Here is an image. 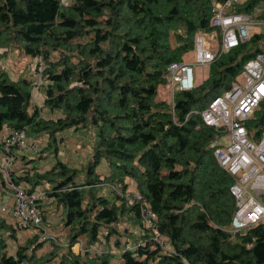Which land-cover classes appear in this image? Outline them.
<instances>
[{"label": "trees", "instance_id": "16d2710c", "mask_svg": "<svg viewBox=\"0 0 264 264\" xmlns=\"http://www.w3.org/2000/svg\"><path fill=\"white\" fill-rule=\"evenodd\" d=\"M217 1L224 0H0V47L14 45L41 59L45 93L39 106L32 94L37 80L0 67V133L13 127L47 135L45 147L71 127H89L94 136L82 172L56 159L46 171L14 175L31 191L51 184L48 196L62 210L68 246L49 238V251L38 255L45 240L36 233L13 253L8 239L17 238L16 228L0 215V264H264V223L230 230L233 177L214 156L217 130L198 113L263 49L262 33L218 54L202 83L176 92L174 107L159 98L167 66L194 48L197 31L215 29ZM258 1L230 10L251 12ZM45 107L58 114L43 116ZM261 115L253 122L254 138L264 127ZM128 179L157 213L170 251L149 245ZM102 181L119 191L102 194ZM123 216L140 229L127 243L117 225ZM37 229L41 235L45 228ZM82 236L85 247L74 251ZM112 236L115 250L93 248Z\"/></svg>", "mask_w": 264, "mask_h": 264}, {"label": "built area", "instance_id": "2783aa9c", "mask_svg": "<svg viewBox=\"0 0 264 264\" xmlns=\"http://www.w3.org/2000/svg\"><path fill=\"white\" fill-rule=\"evenodd\" d=\"M68 3L69 0H61V4ZM235 4L236 0L215 2L211 25L215 28L213 31L219 33L197 31L192 50L194 60H176L167 66L164 75L172 107L178 90H191L199 84L196 79L198 66L209 65L218 54L249 41L256 26L263 23L260 16L264 13V0L251 12L229 11ZM263 100L264 49L257 51L244 63L231 87L213 96L208 105L198 111L203 122L217 130V138L212 143L214 156L220 166L233 177L229 188L236 204L230 229L233 233L264 223V203L260 197L264 194V127L254 138L251 132L256 129L249 126L250 122L256 120ZM40 148L39 137L29 134L24 128L6 127L0 133V184L12 199V203H0V214L12 210L14 223L18 227L33 229L35 232L44 218L39 203L41 195L35 190H28L27 184L15 181L14 173L18 162L17 149L36 154ZM100 184L119 191L115 184L104 181ZM128 197L139 202L141 222L150 233L149 245H159L170 251L165 238L160 234L158 215L143 194L136 190ZM49 238L53 237L44 229L40 239L44 241Z\"/></svg>", "mask_w": 264, "mask_h": 264}, {"label": "rangeland", "instance_id": "374dc122", "mask_svg": "<svg viewBox=\"0 0 264 264\" xmlns=\"http://www.w3.org/2000/svg\"><path fill=\"white\" fill-rule=\"evenodd\" d=\"M193 50V49H192ZM189 51L186 54H184L185 56V60L188 61H192L194 60V53L193 51ZM39 60V61H38ZM0 67L8 69L10 71H13V73H24L30 77H32L34 80H37V85L35 84L33 86L32 89V94H33V99L35 102H37V104H39V106H41L43 104V98L45 93L43 92V90L41 89L40 86L42 83V75L41 72L38 71V69L41 71L42 69V63H41V59H35V58H30L29 56H26L24 53H22L20 51L19 48H17L14 45L9 46L8 48L5 47H0ZM209 72V65H202V66H198L196 68V79L199 81V84L202 83L204 81V79L207 77ZM41 76V78H40ZM159 98H164L167 100H171V94L170 91L168 90L167 86H161L160 88V92H159ZM263 109L261 111H259L257 113V116H260V114H262ZM58 113H52L51 111H49L48 108H44L42 115H46L45 117H50V116H56ZM250 127L254 128V129H258L257 126H255V124H253V122L250 123L249 125ZM74 131L77 132V138L72 137L73 140L70 142L69 139L66 140L65 138H70L69 136H64V137H60L57 134V139L55 141V143H51L49 144V147H45L48 142V136L44 135V136H39V139L41 141V150L40 152L34 154L35 156L39 157V158H43V159H47L48 157H50V155H53L52 150L54 149V152H56V154H60L59 156H62V158L69 163L71 166L70 167H74V164L76 163V165L79 167L78 169L80 170V172L83 171L84 167H86L88 159L90 157L91 154V149H92V145H93V141H94V136H93V132H90V128L89 127H80V129H77L75 127H71L66 129L64 132L65 133H69L72 135L74 134ZM67 133V134H68ZM45 148V149H44ZM51 150V151H50ZM32 155V154H31ZM74 156L77 157V162H74V159H72ZM81 162V163H80ZM104 161H102L101 167L99 170H101L102 175H104V172H106V166L105 163H103ZM45 164V163H43ZM100 166V165H99ZM15 175V173H14ZM83 176V174H82ZM80 179H82V177H80ZM79 179V180H80ZM23 184L25 182H22ZM27 184V183H25ZM28 186V184H27ZM28 187H32V185L30 184ZM27 187V188H28ZM103 189L100 190L102 194L107 195V196H113L116 192V190L111 189V187H109L108 185L102 186ZM29 189V188H28ZM39 190H44V189H39ZM114 192H113V191ZM46 196V194H45ZM47 197V196H46ZM49 199V204H47L49 206L48 208V215L50 216L49 218L53 219H58L54 225H57V231L55 229L54 233L51 232V227L46 226L47 223H45V220L43 218V222L41 223L42 227L45 228L46 232H48V234H50L56 241H59L60 243L63 244V246L66 248L68 246V228H64V225L62 223V210L58 209V206L56 205V203L52 200L53 198H48ZM55 204V205H54ZM47 213V211H46ZM3 215V214H1ZM4 216V215H3ZM8 220L15 226L16 228V234H17V238H9L8 242H9V249L12 250V252L14 253L17 249V245L18 243H24L29 237L33 236L34 234L38 233V235L40 236L39 232H35L33 229H23L18 227L14 222L15 219L12 220L11 217L8 218ZM57 223V224H56ZM118 227L120 228V230H122V232L125 233V231L129 228L130 233H128V235H132V234H138L139 233V228L137 227L136 223H133L132 220H130L128 217L123 216V218L121 219V221L117 224ZM128 227V228H127ZM134 231V232H133ZM126 234V233H125ZM114 238L115 236H112V238L110 240H103L102 244H95L93 246V248H97L98 251L101 250H115V246H114ZM125 243L128 242L127 240V236H125ZM48 240L44 241L43 246L37 250L38 255H42L45 252L49 251V244L47 242ZM86 243V238L85 236H82L79 242H76L73 246L72 249L74 251H77V249L81 248L82 245ZM78 249V250H79ZM58 260V259H57Z\"/></svg>", "mask_w": 264, "mask_h": 264}, {"label": "crops", "instance_id": "0c3cea01", "mask_svg": "<svg viewBox=\"0 0 264 264\" xmlns=\"http://www.w3.org/2000/svg\"><path fill=\"white\" fill-rule=\"evenodd\" d=\"M247 1L248 0H236V5H239V4L241 5V4H243V3L247 2ZM261 1L262 0L258 1V3H260ZM229 11H230V8H229ZM260 20L263 21V23L257 25L255 30H254V32L262 33V41H263V49H264V13L260 16ZM208 33L217 34V33H219V31L215 30V31L208 32ZM184 59H185V56H184ZM44 99H45V95H44V98H43V104H44ZM64 131H62L59 134V136L61 138L64 137V136H69L70 138H68V137L67 138L64 137V138L66 140L69 139L70 142L73 140L72 137L77 138V132L74 131L75 135H72V134H69L68 132H67L68 133L67 134ZM16 154L18 156V162H17V164L15 166L16 167L15 168V176L19 175V174H22L24 171H27V170L46 171V170L50 169L54 165L56 159H61L63 162H65L66 164L71 166L69 163H67L62 158V156H59L60 154H56V153H53V155L52 156L50 155V157H48L47 159L39 158V157L35 156L32 153L23 152V151H20L18 149L16 150ZM72 159H74V162H77V157L76 156H75V158L73 156ZM43 163H45V164H43ZM74 167L79 168L76 165V163L74 164ZM128 184H129V190L136 191V187H135V184H134L133 180H129L128 179ZM39 189H44V190H39ZM50 189H51V184L48 181H43L42 183L36 185L33 190H35L36 192H39L40 195H41V197L39 199V203H40L41 209L43 210V213L45 212V216H46L45 223H47L46 226L51 227V229H52L51 232L54 233L53 229L56 230L57 227H58L57 225H54V224H55V222L58 219H55V218H53V219L51 218L50 219L49 218L50 216L48 215V208H49V206L47 205V204H49L48 203L49 202L48 198H50V199L52 198V197L48 196V191ZM45 194H46L47 197L45 196ZM5 202L12 203V199L10 198L9 194L4 190V188L0 184V203H5ZM46 211H47V213H46ZM3 215L6 216L7 218L11 217V219L14 220L12 210L6 211L5 213H3ZM64 228H66V227H64ZM128 230H129L128 232H125L126 234L124 232H122V234H123L122 238H125V236H129L128 233H130V231H132V230H130L129 228H128ZM139 231H140V229H139ZM83 247H85L84 244L82 245V247L80 249L78 248L79 250L77 249V251L83 250Z\"/></svg>", "mask_w": 264, "mask_h": 264}, {"label": "water", "instance_id": "95a60500", "mask_svg": "<svg viewBox=\"0 0 264 264\" xmlns=\"http://www.w3.org/2000/svg\"><path fill=\"white\" fill-rule=\"evenodd\" d=\"M260 124L261 125L264 124V110H263V113H262L261 118H260Z\"/></svg>", "mask_w": 264, "mask_h": 264}]
</instances>
